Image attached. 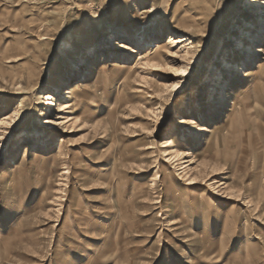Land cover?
<instances>
[{
    "label": "rangeland",
    "instance_id": "1",
    "mask_svg": "<svg viewBox=\"0 0 264 264\" xmlns=\"http://www.w3.org/2000/svg\"><path fill=\"white\" fill-rule=\"evenodd\" d=\"M246 2L0 0V264H264V27L244 39L262 13ZM159 41L178 55L146 67ZM191 44L206 64L175 100Z\"/></svg>",
    "mask_w": 264,
    "mask_h": 264
},
{
    "label": "bare ground",
    "instance_id": "2",
    "mask_svg": "<svg viewBox=\"0 0 264 264\" xmlns=\"http://www.w3.org/2000/svg\"><path fill=\"white\" fill-rule=\"evenodd\" d=\"M255 4H257L260 8H262V13H261V16L258 17V19H259V26L257 24H255V23H252V22L247 23V29L249 31H247V32L244 33V35H247V37H245L244 39L245 40L248 39L249 42H253V40H254V38L256 36V33H252L251 31H259V30H261L264 27V0H247V2H246V8L252 9V6H254ZM184 24H186V23H184ZM180 25H181V23H180ZM191 26H192V28L194 27L195 29H197V33L199 34V36H197V39H199L200 41H203L204 40V38H202L203 35H205V34L208 35V33H209L208 30H205L204 28H201L196 22H193ZM128 35H129V38H131L130 34H128ZM207 37H210V34ZM179 39H180V41L178 42L179 44L186 43V42H189L190 41V39H188L187 36H181ZM171 41H172V38H171ZM109 43H112V44L116 43L115 45L117 47V50L125 51L126 52V55H127V53L130 50V46L132 44V41L130 39L127 40V41H125V40H122V38L114 39V37H110ZM238 43H239L238 50H246L247 49V50H249V52L250 51H253V49L250 46H246L245 45L246 43L244 44V42H242V40H239ZM145 44L146 45H144V46H145L146 49L144 50L143 53H141L139 55V58L142 60V63L146 67L157 68V67H160V66H171L170 64H172V61L174 62V59L173 58L178 55L176 52L170 50L168 44H163V42H160L159 41L155 45L154 44L153 45H150V44H147V43H145ZM152 48L154 50L153 53H152V51H150V49H152ZM190 49L192 50V52H187V55L188 56L191 55V58L185 59V62L182 63L181 66L175 71L176 72V76H175L176 81L169 86V88H172L173 89L172 92L175 95V100H178V98L184 92H186V88L188 86V83H187L188 81L187 80L189 78H191L193 68H201L202 69V67L206 64L205 63V60H203V58L201 57V54H200L202 51L199 50L198 51V54H196L194 52L196 50V48H195V46L193 44H191V48ZM261 51L262 50L260 49L259 52H261ZM150 53H152V54H150ZM222 62H223L222 69H229V70H231L232 68H234L235 70L236 69L239 70V67L238 66L232 64L229 61H224L223 60ZM193 64H195L196 66L194 67ZM212 67L214 69L215 66H212ZM89 68L90 69H93V67H91V66ZM217 72L219 73L218 76H216V80L218 82H215L214 85L216 87H219L220 88V87H223L224 86L226 79L224 78L222 71L219 72V69H218ZM205 82H206V80L204 82H202V84H205ZM78 85L79 84H76L75 86H73V87H71L69 89H65L64 90L65 91V94L64 95H65L66 102H67L68 99H71L73 96H75V97L80 96V93H78V91H79L78 90V87H79ZM53 88L57 89L58 86H53ZM56 91L59 92L60 90L57 89ZM161 91L156 90L152 94H155V93L156 94L157 93L158 94H161L162 93ZM127 96H128V94H127ZM219 100L223 102L224 97H220ZM47 101H50L51 106H54V107L57 106V100H56V98L53 97L50 94L47 97ZM93 102H94V99H93ZM59 106L63 110H65V109L68 108L67 103H61V104L59 103ZM88 106L89 105H87L86 103L79 104V109L85 110L84 108H87ZM232 108L233 109L231 111L234 112L236 110V100L235 99L233 100V106H232ZM158 109H160V112H157V115H160V114H163L164 113L162 107H159ZM230 119H231V117H229L228 120L230 121ZM43 123H46V121H44ZM179 125L184 126V127L187 126V120H186L185 117H182L181 118V120L179 122ZM177 142L178 141L173 140L171 138L168 139V140H166V142L164 143V145L162 147V148H164L165 157L168 158L170 161L172 160V163L173 164H177L180 167V170H182L183 173H188L187 172V167L188 166L186 165L188 162H186L185 159L189 155V153L186 152V151L179 150V147H182V145L180 143H177ZM190 181H193V179L190 180ZM191 183L192 182H190V184Z\"/></svg>",
    "mask_w": 264,
    "mask_h": 264
}]
</instances>
